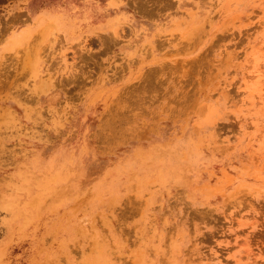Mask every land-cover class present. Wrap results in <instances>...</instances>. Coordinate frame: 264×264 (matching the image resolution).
Returning <instances> with one entry per match:
<instances>
[{
    "label": "rangeland",
    "instance_id": "374dc122",
    "mask_svg": "<svg viewBox=\"0 0 264 264\" xmlns=\"http://www.w3.org/2000/svg\"><path fill=\"white\" fill-rule=\"evenodd\" d=\"M0 264H264V0H0Z\"/></svg>",
    "mask_w": 264,
    "mask_h": 264
}]
</instances>
